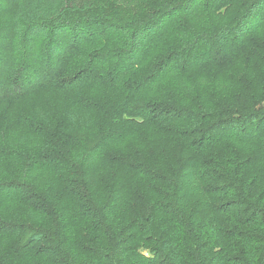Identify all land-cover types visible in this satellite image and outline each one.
<instances>
[{
    "label": "trees",
    "instance_id": "16d2710c",
    "mask_svg": "<svg viewBox=\"0 0 264 264\" xmlns=\"http://www.w3.org/2000/svg\"><path fill=\"white\" fill-rule=\"evenodd\" d=\"M0 264H264V0H0Z\"/></svg>",
    "mask_w": 264,
    "mask_h": 264
}]
</instances>
